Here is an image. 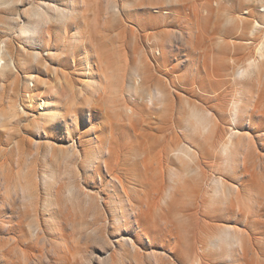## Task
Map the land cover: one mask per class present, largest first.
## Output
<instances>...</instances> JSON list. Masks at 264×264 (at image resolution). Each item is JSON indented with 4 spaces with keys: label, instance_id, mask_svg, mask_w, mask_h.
I'll return each mask as SVG.
<instances>
[{
    "label": "rangeland",
    "instance_id": "obj_1",
    "mask_svg": "<svg viewBox=\"0 0 264 264\" xmlns=\"http://www.w3.org/2000/svg\"><path fill=\"white\" fill-rule=\"evenodd\" d=\"M72 2L68 20L48 11L57 18L48 35L33 42L21 33L37 4ZM147 2L171 11L147 26L149 39L123 21L125 13L139 22L156 15ZM262 10L264 0H0V264H155L157 256L195 264L198 254L201 264H264L263 134L254 139L260 161L247 176L240 162L221 165L218 146L248 130L219 117L210 139L189 109L214 113L193 78L205 77L206 61L217 62L223 40L246 46L234 26L264 23ZM157 34H173L165 57ZM146 65L167 86L175 83L167 108L146 98L142 110L157 123L171 114L168 132L157 123H142L139 134L128 127L142 109L136 72ZM107 149L110 167L101 159ZM216 181L239 191L234 212L216 203ZM230 231L245 248L232 258L217 248ZM167 243L177 246L174 256Z\"/></svg>",
    "mask_w": 264,
    "mask_h": 264
},
{
    "label": "bare ground",
    "instance_id": "obj_2",
    "mask_svg": "<svg viewBox=\"0 0 264 264\" xmlns=\"http://www.w3.org/2000/svg\"><path fill=\"white\" fill-rule=\"evenodd\" d=\"M147 7L154 8L156 15L153 13H149L147 18H145L142 22H139L136 21L128 13H125L123 17V21L128 25H132V26L134 25V28L137 31L141 32V34L145 33L143 36L146 39H149L153 35L150 33H146L147 26L152 24V22L155 19H157V17H160L162 20H166L167 18H169L168 15L171 14V11L164 10V5H162L161 3L155 4V3L147 2L146 8ZM74 10L75 9L73 6V2L71 3V7L62 8V9L56 5L47 6L46 9H44L42 6H39L37 4L36 9L32 13V19L34 20L33 24L31 25L30 28L27 26L23 27L21 33H23L25 36H29L31 41L35 42L40 35H44V34L48 35V28H49L48 26L50 25V23H52L57 19L55 16L49 14L48 11L52 13H58L59 18L68 20L73 15L72 13ZM262 11L264 12V10ZM116 13L119 14L118 11ZM143 14L145 15L148 13L143 12ZM261 17H264V15H261ZM234 27L240 30L239 38L241 42L246 43V46L237 45L234 42H232L231 44L224 43L223 40L222 41L223 45L219 50V58L217 62L212 63L211 64L212 66L211 65L208 66L209 61H206L208 62L206 63V65L204 64L205 67L207 66L205 77L203 76L204 78H202L200 74H197L193 78V82L190 81L192 82L191 85L196 86L200 92V95H197V97L205 105L212 104L210 109H212L214 113L210 114V116H207L206 114L207 109L198 110L196 108L190 107L191 106L190 105L189 109L190 108L192 109V111L190 112L193 117L191 116L190 113L189 114L193 118L192 120L193 122H195V126H198L199 129L201 128L202 131L205 132L202 133L200 130L202 134H206L207 132L208 134L211 135L210 139L216 137L217 130L219 129L218 128L219 117L221 120H224L226 116H228L230 118L232 125H234L236 128H240L238 130H241V128L247 129L248 133H242L241 131H236L234 134H229L224 140H222L221 144L219 143L220 146L218 147L221 155L222 166H239L238 164L240 162V164L243 166L242 168L245 171L246 175L252 177L253 172L256 170V166L260 161V158L257 156V153L255 151L256 144L254 145V141L256 140L254 139L256 137H259L260 134H263L261 135L260 141L261 144L264 146V62H263L264 61V23L256 22L254 25H251L249 22H247V23H242L241 26L236 25ZM179 34L182 37L184 36L182 32H180ZM172 35L157 34L158 39L155 45L158 46L159 52H161L162 57H165L166 55L165 49L166 48L169 49L171 47V43H172L171 37L173 38ZM256 42H258L256 46H253ZM75 43L78 44L79 46H82V44H84V41L82 37L78 36L75 40ZM189 46L194 47L197 50H199V47H201V45L199 44L194 46L189 44ZM246 50L249 51V52L247 51L248 54L245 53ZM32 57L36 58L37 55L34 54ZM3 66L4 64L3 65L0 64V71H3ZM208 67L211 68L210 69L212 70L211 72H209L210 70L208 71L209 69ZM198 72L199 71H197V73ZM170 73H171V68L165 70L164 75L169 77ZM136 76L139 78V80L136 83V85L135 84L134 85L136 91L140 90L139 98L141 99V104L139 105L142 109H139V111H137V115H135L136 117L135 122L130 121L128 127L134 133L139 134V130H141L142 129L141 127L143 126L142 123H145L148 126L157 123L156 122L157 120L156 118H153L152 113L143 115L142 110L143 111L148 110L147 102L145 101L146 98H148L149 101L154 100L157 102V104H160L163 107L167 108L169 97L171 95L170 91L168 90V87L169 86L175 87V83L171 79H169V84L167 86L166 85L167 83H164L162 80L157 79L155 77V75L148 69L147 65L141 71H137ZM176 77L177 76H175V78ZM255 86H257V88L259 89L257 90V92H255L254 90ZM178 87H180V85ZM152 90L156 91L160 95V97H157V95L152 96L151 93ZM190 92H193V87L190 88ZM156 102L152 103L154 107L156 105ZM49 117L51 118V116ZM160 118L161 119L159 120V122L156 125H154L155 130H161L166 132L172 130V127H174L172 126L173 123L172 115L167 114ZM175 121H176V117H175ZM201 133L197 134L199 135L198 137L203 136ZM205 136L206 135H204V137L202 138L203 140L205 139ZM194 143L196 144V142ZM213 143L214 142L212 141L211 144ZM199 147L197 146V148ZM106 151L108 157L106 156L105 158H101V159H103L102 161L105 167L106 166L110 167L111 165L110 163L112 162L111 160L113 159L112 150L107 149ZM184 157L188 159L187 155H185ZM117 166L118 164H116L113 167H117ZM110 171H112V168L110 169ZM233 179H236L235 175ZM215 194L217 197L216 203L219 205V207L222 206V204H224L226 208H229L230 206V209L232 210L234 200L237 199L239 195V191L238 190L234 191L232 187L227 186L223 182L219 181L216 183ZM227 202H229L228 206L226 205ZM232 211L234 212V210ZM165 246L169 248L168 251L172 253L174 256V252L177 246L175 245L171 247V244L169 243L165 244ZM217 248L219 249L225 248L226 254L228 256H231V258L233 255L239 254L238 251L239 249L242 251V254L245 253L244 245L242 241L239 240L237 231L225 232L224 235L219 236L217 238ZM186 249L187 251L185 257L188 256V248ZM156 258L157 259L155 261V264H173L172 262L167 260L166 257L157 256ZM202 259H204V254L202 255L198 254L197 257L193 258V261L195 264H201Z\"/></svg>",
    "mask_w": 264,
    "mask_h": 264
}]
</instances>
